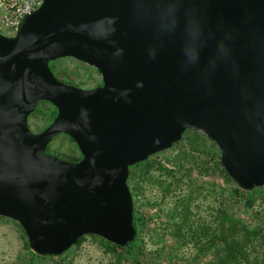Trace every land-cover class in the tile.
Returning a JSON list of instances; mask_svg holds the SVG:
<instances>
[{"label": "water", "instance_id": "95a60500", "mask_svg": "<svg viewBox=\"0 0 264 264\" xmlns=\"http://www.w3.org/2000/svg\"><path fill=\"white\" fill-rule=\"evenodd\" d=\"M62 57L95 67L101 85L58 79L49 63ZM39 101L56 114L35 133ZM189 129L216 143L239 189L264 185V0H42L0 32V216L35 254L87 234L133 241L129 167ZM58 134L79 160L46 151Z\"/></svg>", "mask_w": 264, "mask_h": 264}, {"label": "rangeland", "instance_id": "374dc122", "mask_svg": "<svg viewBox=\"0 0 264 264\" xmlns=\"http://www.w3.org/2000/svg\"><path fill=\"white\" fill-rule=\"evenodd\" d=\"M2 8L0 5V13ZM50 66L58 79L81 88L102 83L95 67L72 57L55 59ZM54 108L49 102L39 103L38 109L28 117L32 132H40L50 124ZM46 147L49 154L61 158L74 159L80 155L75 142L65 134L54 136ZM218 154L220 149L213 140L202 131L189 129L171 148L129 167L128 185L136 215L142 220L138 247L146 254L145 264H209L210 252L194 259L196 249L191 231H198L203 225L210 227L220 202L234 204L236 215L250 226L264 224V185L250 190L251 205L244 198L233 203L227 190L220 193L216 187V184H225L213 169ZM175 204H188L191 212L189 221L182 222L185 225L180 237L171 225L173 220L181 222L182 218V215L171 216ZM207 238L201 237L199 244L207 243ZM27 245L22 226L16 220L0 216V264H137L133 261V252L113 248L111 242L93 234L84 235L80 244L72 245L58 256H39ZM261 254L264 260V244Z\"/></svg>", "mask_w": 264, "mask_h": 264}, {"label": "trees", "instance_id": "16d2710c", "mask_svg": "<svg viewBox=\"0 0 264 264\" xmlns=\"http://www.w3.org/2000/svg\"><path fill=\"white\" fill-rule=\"evenodd\" d=\"M50 64V63H49ZM51 67V66H50ZM61 80V79H60ZM63 81V80H61ZM65 83L71 84L69 81H63ZM42 101H39V103ZM44 102V101H43ZM38 103V106H39ZM38 106L35 110L38 109ZM56 114V109L54 108V112L50 116V120ZM188 131V130H186ZM185 131V132H186ZM184 132V133H185ZM175 144V143H174ZM46 151L47 147H46ZM61 158V157H60ZM81 158L79 155L78 158H62L69 161H77ZM220 154L214 159L213 169L216 176L224 179L220 184H216V187L220 188V193H223L224 190H227L229 193L230 200L236 202V200L244 198L245 201L248 202L247 205H251V191H244L239 189L236 185L230 186L229 183H232L233 180L228 176L222 165L219 161ZM171 171V170H170ZM169 172V171H168ZM130 179V174L128 176ZM127 179V183H128ZM229 186H227V185ZM230 203V202H229ZM181 205V208H180ZM175 204L173 208V213L171 216L173 218L182 215L181 222L180 221H172L171 225L174 228V232L178 237L181 236V231L183 230V226L185 225L191 216V212L189 210V205L186 204ZM234 204H226L224 202H220L216 207L212 225L207 227L204 225L200 226L198 231H191V237L194 239V246L196 249V253L193 255L194 259H198L204 254L210 252L211 259H209V264H262L263 256L261 254V247L264 244V224H257L254 226H250L247 224L241 217L237 216L233 210ZM180 218V217H179ZM141 217L136 215V211L134 208L133 213V223L136 227V235L133 241L129 242L124 247H118L116 245H112L113 248H117L120 250L127 249L128 252H133V261L137 264H145L143 262L145 258V252L142 251L138 247V233H139V223ZM185 223V224H182ZM191 225L188 226V229H191ZM187 229V230H188ZM210 231V232H209ZM203 236H208V242L199 244L200 238ZM84 236H81L74 245L80 244ZM28 246V245H27Z\"/></svg>", "mask_w": 264, "mask_h": 264}, {"label": "built area", "instance_id": "2783aa9c", "mask_svg": "<svg viewBox=\"0 0 264 264\" xmlns=\"http://www.w3.org/2000/svg\"><path fill=\"white\" fill-rule=\"evenodd\" d=\"M41 3L42 0H1L3 12L0 13V32L14 35L23 15L36 10Z\"/></svg>", "mask_w": 264, "mask_h": 264}]
</instances>
